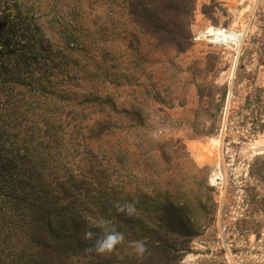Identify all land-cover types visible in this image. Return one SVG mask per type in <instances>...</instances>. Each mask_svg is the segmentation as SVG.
<instances>
[{
	"label": "trees",
	"instance_id": "16d2710c",
	"mask_svg": "<svg viewBox=\"0 0 264 264\" xmlns=\"http://www.w3.org/2000/svg\"><path fill=\"white\" fill-rule=\"evenodd\" d=\"M194 3L0 0V264H181L213 189L174 193V176L153 174L169 159L143 140L139 157L129 135L144 127L146 84L167 81L190 45ZM252 168L264 181V161ZM99 222L124 234L110 255L86 251Z\"/></svg>",
	"mask_w": 264,
	"mask_h": 264
},
{
	"label": "rangeland",
	"instance_id": "374dc122",
	"mask_svg": "<svg viewBox=\"0 0 264 264\" xmlns=\"http://www.w3.org/2000/svg\"><path fill=\"white\" fill-rule=\"evenodd\" d=\"M209 26L234 30L236 40L199 35ZM190 32L168 80L146 84L136 104L144 127L129 135L130 149L140 157L143 140L169 159L157 157L153 174L174 176V193L193 198L207 191L201 182L213 189L214 207L201 211L181 264H264V181L252 168L264 161V0H195Z\"/></svg>",
	"mask_w": 264,
	"mask_h": 264
},
{
	"label": "clouds",
	"instance_id": "9594fccd",
	"mask_svg": "<svg viewBox=\"0 0 264 264\" xmlns=\"http://www.w3.org/2000/svg\"><path fill=\"white\" fill-rule=\"evenodd\" d=\"M113 207L117 214H123L129 218L136 213V202L128 201L121 203L115 201ZM99 229L94 231L93 229ZM83 241L89 246L86 251L89 253L95 252L98 255H110L116 250V247L123 243L124 234L118 231L114 226L109 227L102 222L95 224H88L82 236ZM135 256L143 260L145 254L148 252L146 242L138 240L133 244Z\"/></svg>",
	"mask_w": 264,
	"mask_h": 264
},
{
	"label": "bare ground",
	"instance_id": "6f19581e",
	"mask_svg": "<svg viewBox=\"0 0 264 264\" xmlns=\"http://www.w3.org/2000/svg\"><path fill=\"white\" fill-rule=\"evenodd\" d=\"M205 34L206 36H211L210 37V40L211 41H214V42H234L236 40V36H237V33H235L234 30H224V29H221V28H218V27H213V26H209L207 27L203 33H200L199 32V35H203ZM217 172L216 170L215 171H212L210 173V179L211 180H216L218 179V176H217Z\"/></svg>",
	"mask_w": 264,
	"mask_h": 264
}]
</instances>
